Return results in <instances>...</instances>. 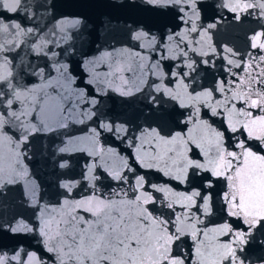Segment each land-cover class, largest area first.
<instances>
[{
  "label": "snow or ice",
  "instance_id": "6c2138e0",
  "mask_svg": "<svg viewBox=\"0 0 264 264\" xmlns=\"http://www.w3.org/2000/svg\"><path fill=\"white\" fill-rule=\"evenodd\" d=\"M120 6L171 26L128 27L129 45L88 56L77 47L84 18L58 14L56 0H0V194L19 185L32 210H0V264H264V0L214 5L256 20L243 53L214 40L225 17H209L204 0ZM110 93L184 119L168 132L133 127L102 107ZM41 135L60 138L55 203L26 163ZM75 154L86 157L79 173ZM157 173L168 181L152 183ZM102 178L116 186L101 192ZM28 236L42 247H24Z\"/></svg>",
  "mask_w": 264,
  "mask_h": 264
},
{
  "label": "water",
  "instance_id": "95a60500",
  "mask_svg": "<svg viewBox=\"0 0 264 264\" xmlns=\"http://www.w3.org/2000/svg\"><path fill=\"white\" fill-rule=\"evenodd\" d=\"M204 2L213 5V7L207 9L209 17L215 18V16L219 15L225 17L224 22L218 25L214 40L219 43H226L243 53L246 50L247 35L257 27L256 20L248 18L242 23L233 22L231 21V14L227 13L226 10L214 7L218 0H204ZM122 3H126V0H56L58 14L84 18L86 27L77 42V47L88 56L95 55L105 48H119L129 45L130 42L126 37L128 27L143 26L146 29L150 28L154 33H159L161 30H166L167 27L171 26V18L169 16L157 15L141 8L122 7L120 6ZM23 55L24 53L21 52V57ZM21 57H17V63H19ZM74 58L80 59L79 53ZM28 59H32V57H28ZM100 70L106 71L104 68ZM205 76L206 73L201 72L202 81ZM208 80L210 81L211 77H208ZM102 107L111 110L112 114L118 116L121 120H131L133 127L151 124L153 127L161 126L164 132L179 130L175 125L184 119L179 114L181 110H174L171 105H165L167 115L160 119L159 115L152 116L149 110L144 108V104L139 98H123L114 93H110L108 97L104 98ZM215 126L222 128V123L218 118ZM83 128V125H75L73 134H81L80 129ZM59 143L60 138L56 135H41L32 140L29 149L30 159L26 163L29 165L33 178L41 186L44 202H57L62 192L58 187V183L65 170L58 167L60 155L55 152V147ZM121 148H126V145H121ZM261 150H264V146H261ZM85 159L86 157L83 154H75L71 157L73 170L76 173L81 171V165ZM149 178L152 183L157 184H163L168 181L167 177L158 173L152 174ZM115 186L113 181L103 178L102 183L99 185L101 192H109ZM185 187L187 186H181V189ZM80 194L87 195L88 193H74V195ZM22 199V187L19 185L11 186L10 190L0 194V210H6L9 214L20 212L31 216L32 210L20 205ZM222 217L223 213L217 212L214 216L208 218L209 223H220ZM9 243L11 244L12 242L10 241ZM24 247L29 248V250H35L42 246L38 237L28 236Z\"/></svg>",
  "mask_w": 264,
  "mask_h": 264
}]
</instances>
